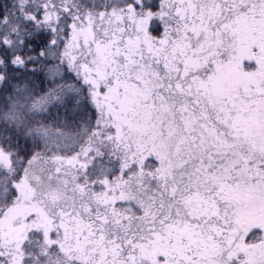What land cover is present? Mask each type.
Instances as JSON below:
<instances>
[{
  "label": "snow or ice",
  "instance_id": "1",
  "mask_svg": "<svg viewBox=\"0 0 264 264\" xmlns=\"http://www.w3.org/2000/svg\"><path fill=\"white\" fill-rule=\"evenodd\" d=\"M0 264H264V0H0Z\"/></svg>",
  "mask_w": 264,
  "mask_h": 264
}]
</instances>
